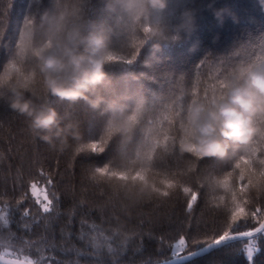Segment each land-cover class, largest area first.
Instances as JSON below:
<instances>
[{
  "label": "trees",
  "instance_id": "16d2710c",
  "mask_svg": "<svg viewBox=\"0 0 264 264\" xmlns=\"http://www.w3.org/2000/svg\"><path fill=\"white\" fill-rule=\"evenodd\" d=\"M49 2L0 0V37H5L0 64L12 51L24 21ZM106 3L91 0L89 14L94 23L107 21ZM185 8L196 17L190 35L178 42H162L155 51L147 45L133 64L122 61L105 69L111 79L106 97L128 104L137 98L145 102L143 123L133 135L113 138L101 112L103 105L94 110L83 101L45 97L44 102L55 107L65 123H75L81 134L80 139L69 136L67 144L55 141L50 145L29 128L25 116L10 109L6 93H0L1 257L31 259L32 264H52L46 257L60 264H148L149 260L161 264L200 250L199 246L211 244L214 236L225 231L234 200H243L237 189L238 173L228 187L219 183L235 162V154L189 156L181 151L180 130L194 94L202 98L219 95L221 80L264 58V7L260 0H168L167 9L157 15L170 27ZM218 12L222 13L219 18ZM185 102L187 111L180 120L176 112ZM165 117L175 121L170 133L159 129ZM82 144L90 147L80 148ZM101 149H106L103 155ZM105 164L110 169L98 175L97 168ZM140 169L148 172L150 184L110 174ZM34 183L42 184L53 200L49 213H43V204L33 194ZM196 193L199 199L189 212L187 201L196 200ZM257 203L264 204V189L249 193V205ZM22 211L28 216H21ZM243 212L244 208L237 207L236 218ZM85 219L97 231L82 229ZM239 227L244 231L252 225ZM83 233L88 235L78 238ZM181 237L186 238V243L180 241L185 248L174 257V245ZM42 238L55 249L31 255L34 249L29 242ZM249 239L254 247L259 242L254 264H264V233L232 241L231 247L217 246L181 264H248L241 250ZM89 243L95 252L89 250Z\"/></svg>",
  "mask_w": 264,
  "mask_h": 264
},
{
  "label": "clouds",
  "instance_id": "9594fccd",
  "mask_svg": "<svg viewBox=\"0 0 264 264\" xmlns=\"http://www.w3.org/2000/svg\"><path fill=\"white\" fill-rule=\"evenodd\" d=\"M90 2L50 0L22 25L12 51L0 64V93H6L10 109L25 116L29 128L50 145L67 144L69 136L80 139L81 134L75 123H65L64 116L44 102L45 97L83 101L94 110L103 105L109 134L133 135L143 123L145 102L137 98L128 104L106 97L104 91L111 83L106 67L130 59L147 45L155 51L162 42H178L196 26L190 8L167 26L157 13L167 9L168 0H107L108 19L96 24L89 14ZM260 3L264 7V0ZM237 72L239 79L226 81L219 95L190 106L180 130L182 152L201 159L235 154L239 161L264 133V64L240 67ZM234 163L220 177L224 188L236 174ZM109 169L105 164L96 171L104 175ZM110 174L141 185L151 183L145 169Z\"/></svg>",
  "mask_w": 264,
  "mask_h": 264
},
{
  "label": "snow or ice",
  "instance_id": "6c2138e0",
  "mask_svg": "<svg viewBox=\"0 0 264 264\" xmlns=\"http://www.w3.org/2000/svg\"><path fill=\"white\" fill-rule=\"evenodd\" d=\"M12 5H9L8 7L11 8ZM0 15H3V13H0ZM37 15V14H36ZM33 17L27 18L23 25H27L29 20ZM2 23V22H0ZM5 37H0V58L4 56V50L2 46V40ZM139 49L137 50V53L133 55L130 59H127L124 61L126 65L133 64L137 57L139 56ZM264 64V58H258L257 62L255 64H250L249 66H256ZM235 80L239 79V75L237 70L233 72L230 76H227L224 78V80H221L219 84L217 85V88L222 91L225 82L229 80ZM209 98L204 97L202 98L199 94H194L193 98L191 99L192 104L197 103L200 100H208ZM187 111V102H185V106L182 110H177L176 115L178 119L182 120L184 113ZM155 123H157L155 121ZM175 127V121L169 120L167 117L164 118V122L161 123V126L159 129L161 132H171L172 129ZM93 148H95V145H93ZM106 149H101V155L104 154ZM233 166V164H232ZM234 171L238 173L237 177V189L243 194V200L242 201H236L234 200L233 207L230 210V214L227 219V227L225 231L221 232L218 236H214L211 244L206 246H199V249H202L204 247L209 246H221L223 248L231 247L232 241H239L241 237L244 238H250L253 237L255 234L264 233V218H262V213H264V204L257 203L254 207L249 205V193L253 189H264V133L259 134L258 138L252 142L251 145L247 148V150L243 153V159L239 161H235L234 163ZM51 183V181H49ZM33 185V184H32ZM31 185V188H32ZM200 194L196 193V200L189 199L187 201V210L191 212L194 203L199 199ZM53 198L56 200L57 203H59V197L56 196L55 193H53ZM261 197H256V200L259 201ZM47 203L43 204L42 211L43 213H49L50 208L53 205V200L49 199L47 197ZM21 204L24 203V201L20 202ZM237 207L244 208V212L239 215L238 218H236V209ZM21 216H28L27 211H22L20 213ZM38 222V221H37ZM243 224L245 228L248 227V225H252L251 229L249 230H240V225ZM81 228H88L89 231H97V229L94 226H90L87 224L86 219L81 222ZM234 233V234H233ZM87 233H83L80 237V239H83L85 236H87ZM181 240H184L186 243V238L181 237L178 242L174 245L173 250V256L175 257L181 249H184L185 247L182 246L180 243ZM30 247L34 249V251L31 253L33 256H40L41 252H47L49 250H54L55 245L51 244L46 238H42L39 242H29ZM109 243H111L109 241ZM20 245L23 248L24 247V241L20 240ZM43 245V247H41ZM89 250L92 252H95L96 249L92 247V244H88ZM259 242H256V246L254 247V241L249 239L245 242L243 249L241 250V255L243 256L244 260L248 262V264H254V257L259 252ZM25 251H28L25 249ZM197 254V251H193L189 254V256ZM80 256H83L84 253H79ZM46 260H51L52 264H60L59 261L54 260L52 257H46ZM18 264H32L31 259H25L23 261H18ZM148 264H153L151 260L148 261ZM156 264H159V262H156ZM166 264H171V261H167Z\"/></svg>",
  "mask_w": 264,
  "mask_h": 264
},
{
  "label": "water",
  "instance_id": "95a60500",
  "mask_svg": "<svg viewBox=\"0 0 264 264\" xmlns=\"http://www.w3.org/2000/svg\"><path fill=\"white\" fill-rule=\"evenodd\" d=\"M241 238H244V237H241ZM216 247L217 246L204 247V248L198 250L197 254H195V255L189 256V254H188V255H185V256L178 257L176 259L170 260L171 264H181L183 262L192 260L194 258H197V257L205 254L206 252H208V251H210V250H212V249H214ZM0 262H4V263H7V264H18V261H13V260H10V259H6V258L1 257V256H0ZM161 264H166V262L161 263Z\"/></svg>",
  "mask_w": 264,
  "mask_h": 264
},
{
  "label": "rangeland",
  "instance_id": "374dc122",
  "mask_svg": "<svg viewBox=\"0 0 264 264\" xmlns=\"http://www.w3.org/2000/svg\"><path fill=\"white\" fill-rule=\"evenodd\" d=\"M32 192L33 194L36 196V198L38 199L39 202H41L42 204L47 203V192L45 187L42 184H37L34 183L32 185Z\"/></svg>",
  "mask_w": 264,
  "mask_h": 264
}]
</instances>
